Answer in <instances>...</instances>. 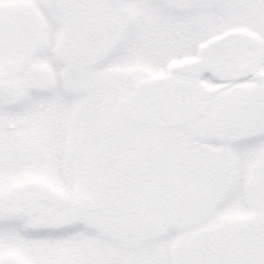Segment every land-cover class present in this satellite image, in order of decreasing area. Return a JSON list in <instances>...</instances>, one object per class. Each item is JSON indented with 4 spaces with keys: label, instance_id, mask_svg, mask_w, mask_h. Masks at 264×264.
<instances>
[{
    "label": "snow or ice",
    "instance_id": "6c2138e0",
    "mask_svg": "<svg viewBox=\"0 0 264 264\" xmlns=\"http://www.w3.org/2000/svg\"><path fill=\"white\" fill-rule=\"evenodd\" d=\"M0 264H264V0H0Z\"/></svg>",
    "mask_w": 264,
    "mask_h": 264
}]
</instances>
